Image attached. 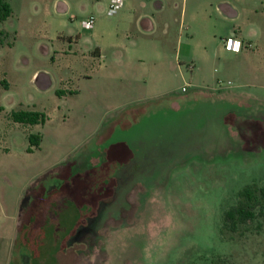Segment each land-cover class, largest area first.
I'll return each mask as SVG.
<instances>
[{
	"label": "rangeland",
	"instance_id": "1",
	"mask_svg": "<svg viewBox=\"0 0 264 264\" xmlns=\"http://www.w3.org/2000/svg\"><path fill=\"white\" fill-rule=\"evenodd\" d=\"M5 1L13 12L2 25L14 34L0 33V264H264V214L237 232L224 227V214L239 202V192L264 184V0H232V19L205 11L206 0H169V59L175 68L167 83L148 74L133 78L130 86L141 90L122 99L108 97L116 83H93L98 97L80 100L71 116L64 108L43 110L46 121L34 125L15 122L11 113L34 103L50 107L29 83L35 67L55 68L42 45L58 47L59 34L70 41L76 17L94 16L102 33L115 28L114 16L103 0ZM61 1L69 7L60 16ZM83 4L88 9L81 12ZM135 4L139 8L140 0ZM123 30L129 49L152 38L130 23ZM231 37L260 52L244 56L227 48L224 40ZM143 69L137 66L135 74ZM162 90L170 97L149 99ZM87 105L96 110L87 112ZM120 105L142 108L138 124L128 115L134 126H116L113 140L138 142L143 165L88 162L90 154L101 152L98 125L114 118ZM31 134L41 136L40 147L31 145ZM78 165L90 172L81 183H93L94 192L87 197L92 204L77 214L69 210L75 208L67 189L71 180L59 179L57 169ZM62 183L63 196L61 189L55 192L59 201L46 212L41 241L22 244L14 233L19 208L39 189Z\"/></svg>",
	"mask_w": 264,
	"mask_h": 264
},
{
	"label": "crops",
	"instance_id": "2",
	"mask_svg": "<svg viewBox=\"0 0 264 264\" xmlns=\"http://www.w3.org/2000/svg\"><path fill=\"white\" fill-rule=\"evenodd\" d=\"M135 3L136 0H131L130 3L126 0L119 11L113 15L112 26L114 25L115 28L99 33L95 26L92 29L84 27L83 21L87 18L77 20L78 17H76V21L72 24L75 35L69 39L70 41L66 43L67 40L65 41V39L67 38L59 34L56 38L58 47H55L54 44L51 46L42 45L41 51L52 56V65L55 68L35 67L31 73L29 83L35 95L50 103V107L45 105L38 107L34 103L33 108L28 106V109L36 108L35 110L43 111L49 108V110L54 111L64 108L67 110L68 116H71L74 114V109L80 105V100L82 101L86 97L99 96L100 93L97 87L96 89H91L93 83L98 84V82L102 81L109 86L111 83H116L117 85L113 89L112 94H108L109 98L114 99L125 98L129 92L135 90L140 91V87L136 89L129 84L136 77H145L148 74L153 78L162 80L164 84L167 83L170 78V69L175 68V64L169 59L170 55H172L169 44L173 22V12L169 8V0H140L141 6L139 8H137ZM109 4L110 0H103V5H106L107 8ZM104 6L100 5L99 9L104 10ZM68 7L66 1H61L56 7V12L61 16L68 11ZM87 9L88 6L83 4L81 12ZM209 9H214L223 19H232L237 14L236 5L232 0H206L204 10L208 11ZM186 15L187 5L181 15L182 21L186 20ZM203 19H207V17H203ZM126 23L132 24L135 31L140 35L152 37L149 40L150 42L144 47L129 49L124 46L122 43L124 39L123 25ZM191 28L189 25V29ZM0 29H3L8 35H11L10 33L14 34L11 29L5 25L3 26L2 22H0ZM160 31L161 37L159 39L155 35ZM193 36L195 35L191 34L192 38ZM173 37L172 35V39ZM238 40L241 39L239 38ZM12 43L13 40L8 45ZM259 50L244 48L243 45L240 50L233 51L242 52L244 56H250L260 52ZM128 53H130V58L126 59L125 57H127ZM141 53L149 54V56H152V60L150 59V61L146 62L144 61L145 59L138 57L139 61H136L134 57L141 55ZM202 57L208 60L211 55L209 52H204ZM137 66L141 71L143 68H146V70L143 69V72L135 74L134 69ZM165 97H170V91L162 90L159 93L150 95L149 99H162ZM36 99V96H32L30 102H35ZM85 110L88 112L96 109L92 105H87ZM115 110H117V113L114 118L105 124L98 125L97 141L101 147V152L99 151V154H90L88 162H103L108 168L118 166V164L119 166L141 165L143 158L141 159L138 154V142L133 145L127 139L113 140V136L116 132V126L127 128V126H134V121L138 124V116L142 112V108L134 109L128 108L126 105H120V107H115ZM128 115H133L135 120L130 121ZM103 126L109 127L104 128ZM89 140L91 141V138ZM149 153H153L152 148H149ZM75 163L78 164L79 162L76 161ZM81 167V165H78L77 168L59 166L57 169V177L59 179L62 181L64 178L68 179V181L71 180L68 182L69 187L67 189L68 194L71 196V205L74 204L75 208L73 207V209L70 208L69 210L77 214L85 205L92 204L89 202L90 200H87V197L94 192L93 183H81V179L90 178V172H81ZM60 186L50 190L39 189V191L34 193V196L27 198L22 207L19 208L18 215L14 219V233L15 235H20L22 244L28 245L27 241L32 238L36 239L33 243L41 241L44 235L43 231L48 225L46 212L53 206L54 202L59 201V197L55 198L57 195L55 192L61 189V197L63 196V183ZM52 196L53 198H51ZM79 220L80 218L77 219L78 224L76 226L79 225ZM31 233H33V237ZM17 260H20V258H17Z\"/></svg>",
	"mask_w": 264,
	"mask_h": 264
},
{
	"label": "trees",
	"instance_id": "3",
	"mask_svg": "<svg viewBox=\"0 0 264 264\" xmlns=\"http://www.w3.org/2000/svg\"><path fill=\"white\" fill-rule=\"evenodd\" d=\"M12 7L5 0H0V22L5 21L12 15ZM6 34L4 31L0 32ZM2 43V42H0ZM11 117L15 122L24 124L44 123L47 119L45 113L34 110L20 108L13 110ZM31 145L39 147L41 136L31 134L29 136ZM32 151V148L29 149ZM264 214V184L248 185L239 192V202L230 207L224 214V227L231 231L237 232L240 226L256 220L258 216Z\"/></svg>",
	"mask_w": 264,
	"mask_h": 264
},
{
	"label": "built area",
	"instance_id": "4",
	"mask_svg": "<svg viewBox=\"0 0 264 264\" xmlns=\"http://www.w3.org/2000/svg\"><path fill=\"white\" fill-rule=\"evenodd\" d=\"M126 0H110V4L107 8V13L110 16L115 15L119 9L125 4ZM95 17L91 16L83 21V25L87 29H92L95 25ZM225 45L227 48L231 50L238 51L241 49V47L244 45V43L241 40H238L237 38L231 37L229 39L224 40Z\"/></svg>",
	"mask_w": 264,
	"mask_h": 264
}]
</instances>
